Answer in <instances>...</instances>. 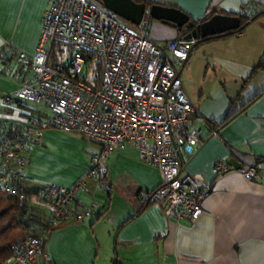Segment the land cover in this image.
<instances>
[{
  "label": "crops",
  "instance_id": "crops-1",
  "mask_svg": "<svg viewBox=\"0 0 264 264\" xmlns=\"http://www.w3.org/2000/svg\"><path fill=\"white\" fill-rule=\"evenodd\" d=\"M50 1L0 0V97L34 75L17 59L22 51L30 59L36 53ZM159 2L182 8L195 21L214 11L245 15L264 11V0ZM147 22V35L159 46L182 36L174 25L150 15ZM198 46L178 68L196 108L191 128H203L201 144L182 165V172L212 183L203 212L190 220L167 214L165 199L143 202L140 193L157 188L162 174L142 160L135 143L126 141L107 160L109 187L99 189L92 183L74 200L75 212L91 207L94 214L50 231L45 250L53 264H264V68L255 71L264 56V13L243 31ZM38 104L29 103L27 108L34 116L47 118L50 113ZM243 107L223 124L229 112ZM28 117L5 108L0 100V128L18 123L24 129ZM100 149V143L76 131L44 129L27 153L22 184L30 190L49 184L72 186L86 176ZM235 160L243 167L256 165L258 175L245 178ZM218 161L229 166L224 174L215 172ZM22 232L15 240L25 235ZM13 256L6 264H13Z\"/></svg>",
  "mask_w": 264,
  "mask_h": 264
},
{
  "label": "built area",
  "instance_id": "built-area-1",
  "mask_svg": "<svg viewBox=\"0 0 264 264\" xmlns=\"http://www.w3.org/2000/svg\"><path fill=\"white\" fill-rule=\"evenodd\" d=\"M147 5L159 0H137ZM199 39L179 36L159 46L147 35L144 22L132 24L101 0H51L43 17V31L36 53L30 59L21 52L17 62L34 75L0 97L5 108L27 114L24 129L18 123L0 128V186L19 206L45 209L49 225L83 220L92 216L89 207L75 212L73 203L90 184L108 188L107 160L126 141L141 150L144 162L156 165L162 183L143 190L145 203L167 200L166 212L196 220L212 191L201 176L182 172L183 161L201 144L203 128H191L196 108L189 97L178 63L196 51ZM61 59L52 60L54 46ZM46 104L50 115L42 119L27 108ZM211 130L216 129L205 120ZM48 128L76 131L101 144L84 178L72 186L49 184L25 191L27 153ZM229 166L218 161L217 175ZM249 165L239 171L247 179L258 175ZM47 227L41 236L25 234L12 245L13 264H51L44 247Z\"/></svg>",
  "mask_w": 264,
  "mask_h": 264
},
{
  "label": "trees",
  "instance_id": "trees-1",
  "mask_svg": "<svg viewBox=\"0 0 264 264\" xmlns=\"http://www.w3.org/2000/svg\"><path fill=\"white\" fill-rule=\"evenodd\" d=\"M151 4H153V2ZM216 13L218 12L214 11L211 13L210 16ZM221 13H225V12H221ZM262 13H264V11L257 12L252 15L225 13L230 15H239L242 18L241 26L225 34L200 38L198 42L200 43L204 40H209L215 37L241 32L245 29L246 25L251 19L258 17ZM204 20L201 21L194 20V21L196 23H200L203 22ZM178 29H180V31L182 32V36H184L187 33V29L185 27H179ZM60 51H61L60 47L55 45L53 48L51 59L56 61L60 60L62 58ZM261 68H264V56L262 57L260 63L255 68V71ZM260 95L261 93L255 95L253 99L247 102L246 106H248L252 101H254ZM245 107L239 110L229 112L225 116L223 124L230 122L233 118L236 117L238 113L244 111ZM21 188L25 191L30 190L27 187H24L22 183H21ZM49 221H50V215L45 209H41L35 206H30L28 202H26L24 206H19L18 200L16 198L7 196L6 192L0 186V259L4 262V264H6L8 259H10L13 256L12 245L15 243L16 240L15 238L14 239L11 238L16 233H19V231L20 232L25 231V234L41 236L43 234L42 228L47 227L46 224L48 223L49 225ZM64 222L66 221H61L56 226L47 227L48 233L46 234L47 236H45L44 238V247L46 244V239L48 235H50V231L56 228L57 226H60ZM5 242H7V244H5ZM49 262L53 264L51 260H49Z\"/></svg>",
  "mask_w": 264,
  "mask_h": 264
},
{
  "label": "water",
  "instance_id": "water-1",
  "mask_svg": "<svg viewBox=\"0 0 264 264\" xmlns=\"http://www.w3.org/2000/svg\"><path fill=\"white\" fill-rule=\"evenodd\" d=\"M110 9L116 11L132 24L139 26L145 20L147 15L160 20L166 24H172L175 27H185L186 38H206L225 34L241 26L242 18L239 15H230L225 13H216L203 22L196 23L191 19L190 14L182 8L174 5H166L160 2L147 5L145 2L137 0H102ZM237 161L235 164L237 166ZM237 167H243L238 163ZM0 264L4 262L0 259Z\"/></svg>",
  "mask_w": 264,
  "mask_h": 264
},
{
  "label": "rangeland",
  "instance_id": "rangeland-1",
  "mask_svg": "<svg viewBox=\"0 0 264 264\" xmlns=\"http://www.w3.org/2000/svg\"><path fill=\"white\" fill-rule=\"evenodd\" d=\"M102 1V0H101ZM145 26L147 25V27H148V22L147 23H145L144 24ZM212 39H214V38H212ZM212 39H210V40H212ZM206 41H209V40H204V41H202V42H200V43H204V42H206ZM199 42L197 43V46L200 44ZM199 47V46H198ZM35 105H37V104H35ZM41 108H44L43 110L45 111V112H49L50 113V110H49V108H48V106L46 105V104H44L43 102H41V103H39L38 104ZM18 235V233H16L11 239H14L15 238V236H17ZM5 244H7V242H5Z\"/></svg>",
  "mask_w": 264,
  "mask_h": 264
},
{
  "label": "clouds",
  "instance_id": "clouds-1",
  "mask_svg": "<svg viewBox=\"0 0 264 264\" xmlns=\"http://www.w3.org/2000/svg\"><path fill=\"white\" fill-rule=\"evenodd\" d=\"M154 4V3H153ZM152 5V4H151Z\"/></svg>",
  "mask_w": 264,
  "mask_h": 264
}]
</instances>
